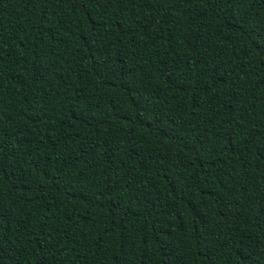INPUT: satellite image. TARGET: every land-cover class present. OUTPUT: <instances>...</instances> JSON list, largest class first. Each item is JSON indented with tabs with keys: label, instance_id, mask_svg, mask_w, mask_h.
<instances>
[{
	"label": "trees",
	"instance_id": "obj_1",
	"mask_svg": "<svg viewBox=\"0 0 264 264\" xmlns=\"http://www.w3.org/2000/svg\"><path fill=\"white\" fill-rule=\"evenodd\" d=\"M0 264H264V0H0Z\"/></svg>",
	"mask_w": 264,
	"mask_h": 264
}]
</instances>
